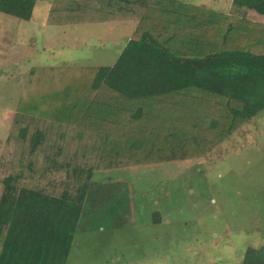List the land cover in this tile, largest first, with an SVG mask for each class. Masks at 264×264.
<instances>
[{
    "label": "trees",
    "instance_id": "16d2710c",
    "mask_svg": "<svg viewBox=\"0 0 264 264\" xmlns=\"http://www.w3.org/2000/svg\"><path fill=\"white\" fill-rule=\"evenodd\" d=\"M36 2L0 0V13L28 22ZM232 3L237 16L177 0L53 1L50 25L138 24L114 66L19 104L0 157V264H67L96 171L211 153L264 111V25L240 17L264 0ZM241 264H264V247Z\"/></svg>",
    "mask_w": 264,
    "mask_h": 264
},
{
    "label": "rangeland",
    "instance_id": "374dc122",
    "mask_svg": "<svg viewBox=\"0 0 264 264\" xmlns=\"http://www.w3.org/2000/svg\"><path fill=\"white\" fill-rule=\"evenodd\" d=\"M53 1L28 22L0 13V157L20 103L114 66L137 24L50 25ZM177 1L237 16L233 0ZM240 17L264 25V13ZM233 128L208 154L96 171L67 264H241L264 247V111Z\"/></svg>",
    "mask_w": 264,
    "mask_h": 264
},
{
    "label": "crops",
    "instance_id": "0c3cea01",
    "mask_svg": "<svg viewBox=\"0 0 264 264\" xmlns=\"http://www.w3.org/2000/svg\"><path fill=\"white\" fill-rule=\"evenodd\" d=\"M135 22L138 24L137 21H135ZM110 23H117V22H110ZM137 24H136V26H135V29L137 28ZM135 29H134V31H135ZM134 31H133V33H134ZM133 33H132V34H133ZM131 36H132V35H131ZM131 36H130V37H131ZM123 50H124V49H123ZM122 52H123V51H122ZM122 52H121V54H122Z\"/></svg>",
    "mask_w": 264,
    "mask_h": 264
}]
</instances>
